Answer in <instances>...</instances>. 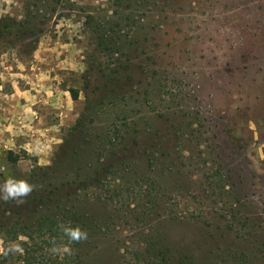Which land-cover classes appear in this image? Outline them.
<instances>
[{
    "label": "rangeland",
    "instance_id": "obj_1",
    "mask_svg": "<svg viewBox=\"0 0 264 264\" xmlns=\"http://www.w3.org/2000/svg\"><path fill=\"white\" fill-rule=\"evenodd\" d=\"M35 1L0 0V32L20 35L0 38V181L63 195L44 214L77 213L87 239L53 254L40 212L24 216L32 242L2 207L0 248L31 245L0 264H143L149 247L172 264H264V0Z\"/></svg>",
    "mask_w": 264,
    "mask_h": 264
},
{
    "label": "trees",
    "instance_id": "obj_2",
    "mask_svg": "<svg viewBox=\"0 0 264 264\" xmlns=\"http://www.w3.org/2000/svg\"><path fill=\"white\" fill-rule=\"evenodd\" d=\"M44 1L45 0H36L35 2L38 3V2H44ZM109 1L114 2V4L117 5L116 6L117 8H121L123 7V5H127L128 7H130L131 5L130 3H133V2H142L140 0H109ZM29 15L32 19L35 17L33 16L32 12H30ZM86 19H87L86 25H89L91 30H93L94 32L93 34L96 35L98 47H100L103 50L109 51L110 48H108V44H106L107 41L112 40L109 34L106 35L105 33L102 32V30L99 31V29L102 28V26L99 23L96 24V22L94 21V18L88 16ZM17 25H18L17 28H20L24 26L25 24L18 23ZM4 35L6 36L12 35L14 38H17L20 36L19 33H16V32L14 33L8 32V31L0 32V38L3 37ZM1 41L3 40H0V43ZM68 93L70 94V97L73 101L78 100V95H79L78 91L68 90ZM100 104L102 105L103 101L100 102ZM89 105L90 107H92L94 104L90 103ZM84 132H85V126L81 122V119H79L75 123L74 127L72 128L70 132V138L64 140L63 143L60 145L59 147L60 154L57 155L52 161V168H50L51 170H54L55 167L59 166L62 163L63 159L68 157L70 153L72 154V151L74 150V146H75V143L78 137H80ZM6 155H7L6 160L12 165H15L17 161L20 159V156H18L17 154L11 151L7 152ZM4 181L5 180H1L0 184H3ZM59 189L57 190L60 191ZM34 192L36 193L35 196L31 195L33 194L31 193L28 197L24 198V203L19 204V205L17 204V202L12 201V200H9L7 202L0 200V208L3 207V209H5L3 210L4 213L12 214V216L13 217L15 216L18 220V222L13 223L14 229L19 228L22 231H24L19 235H22L23 237H26L29 241L33 242L32 234L27 232V230L29 229V226H25L23 224L24 223L23 221L25 218L24 216L29 218L30 210L36 211L38 213L40 212L37 222L33 224L32 227H33V231H35L33 232V234L34 233L38 234L39 239L45 238L43 240L44 248H52L53 246L59 247V246L67 245L71 249H73V247H75L76 249H79L80 241L79 242H69L68 238L63 234L62 226L63 227H73V228L79 227L81 230L86 231L85 230L86 227L84 225V222H82L83 220L81 216L78 215L77 213H71V214L66 215L63 212H61L62 214H58V215L53 212H46L44 214L43 209L47 207V205L49 204H54V202H58L59 200H61L60 198L63 199V195L59 194V196L57 197L55 193L56 191L51 192V191H48V189H42L38 192L36 191ZM8 221L9 220H7L6 222ZM5 224L2 227H4ZM16 233L17 232L14 231V234ZM21 245L23 247L22 249L25 252V254L26 255L29 254L28 248L31 244L23 242ZM141 258H142L143 264H172L173 263L172 258H168L164 252H158V250L154 249L153 247H149L148 249H145V251L141 254ZM57 260L59 264H69L70 263L68 261V258L66 257L63 259L58 258ZM32 261H33L32 258L30 257L26 258V264H32ZM72 263L78 264L79 261L73 260Z\"/></svg>",
    "mask_w": 264,
    "mask_h": 264
},
{
    "label": "clouds",
    "instance_id": "obj_3",
    "mask_svg": "<svg viewBox=\"0 0 264 264\" xmlns=\"http://www.w3.org/2000/svg\"><path fill=\"white\" fill-rule=\"evenodd\" d=\"M34 188L28 183L26 180H17L15 178L9 177L7 178L3 184H0V200L5 202L12 200L17 202L18 204L24 203V198L28 197ZM63 234L68 238L69 242H79L81 240L87 239V232L81 230L79 227H63ZM50 251L53 254H71L72 249L67 245L64 246H53ZM23 253V249L19 244L13 243L8 248H0V254L7 255L9 253Z\"/></svg>",
    "mask_w": 264,
    "mask_h": 264
},
{
    "label": "crops",
    "instance_id": "obj_4",
    "mask_svg": "<svg viewBox=\"0 0 264 264\" xmlns=\"http://www.w3.org/2000/svg\"><path fill=\"white\" fill-rule=\"evenodd\" d=\"M13 103H15V105L16 106H19L20 108H21V110H20V113L21 114H24V113H26V112H24V110L26 111L27 110V108L29 107V105H28V103H24V102H19V104L20 105H18L17 103V101L16 102H12V101H10V104L9 105H13ZM18 112V111H17Z\"/></svg>",
    "mask_w": 264,
    "mask_h": 264
}]
</instances>
